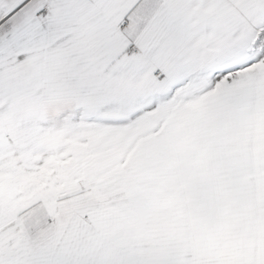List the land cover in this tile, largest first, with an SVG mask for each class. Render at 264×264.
I'll use <instances>...</instances> for the list:
<instances>
[{
	"label": "snow or ice",
	"instance_id": "snow-or-ice-1",
	"mask_svg": "<svg viewBox=\"0 0 264 264\" xmlns=\"http://www.w3.org/2000/svg\"><path fill=\"white\" fill-rule=\"evenodd\" d=\"M0 264H264V0H0Z\"/></svg>",
	"mask_w": 264,
	"mask_h": 264
}]
</instances>
